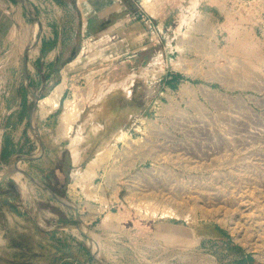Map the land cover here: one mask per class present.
Segmentation results:
<instances>
[{"label":"rangeland","instance_id":"1","mask_svg":"<svg viewBox=\"0 0 264 264\" xmlns=\"http://www.w3.org/2000/svg\"><path fill=\"white\" fill-rule=\"evenodd\" d=\"M246 1L232 0L234 21L169 25L32 117L23 49L34 65L51 21L26 43L0 37V264H264V0ZM167 72L190 89L160 103ZM113 95L128 111H111ZM12 167L71 205L2 179Z\"/></svg>","mask_w":264,"mask_h":264},{"label":"crops","instance_id":"2","mask_svg":"<svg viewBox=\"0 0 264 264\" xmlns=\"http://www.w3.org/2000/svg\"><path fill=\"white\" fill-rule=\"evenodd\" d=\"M50 1L54 9L50 15L42 17L32 1L33 6L21 0H0V37L4 40L11 35H21L26 43L31 34L34 38L37 34L30 23L38 22L40 26L41 21H51L52 32L48 35L45 29L43 40L40 39L35 46L34 65L28 62L26 47L23 49V72L18 85V89L23 90L20 101L23 106L29 102L24 96L27 89L33 91V107L37 98V107L39 101L48 98L56 101L58 106L70 91L86 84L97 65L129 56L135 58L144 47L149 46L147 42L150 39L156 37L158 32L163 34L169 25L178 22L188 24L189 21H205L207 25H213L214 21H234L230 12L235 6L231 4L232 0ZM246 2L251 5L255 0ZM144 18L154 21L153 29L146 25ZM205 35L209 40H214L213 35ZM124 62L120 61L119 64ZM163 76L166 92L162 93L161 101L172 100L175 92L190 89L178 73L167 72ZM44 90L51 92L44 98L37 95ZM55 92L59 94L55 95ZM112 149L115 151L116 148ZM94 170L100 171L102 168L96 167ZM87 173L92 174L93 169Z\"/></svg>","mask_w":264,"mask_h":264},{"label":"trees","instance_id":"3","mask_svg":"<svg viewBox=\"0 0 264 264\" xmlns=\"http://www.w3.org/2000/svg\"><path fill=\"white\" fill-rule=\"evenodd\" d=\"M135 63H138L137 60H132V61H125L124 63H120L117 66V70L115 71L114 74H119V72L122 73V75H125L129 72V68L130 66H134ZM117 99H122L123 104H121L120 102L117 101ZM127 100L126 98H122L119 97L117 95H113L112 97L109 98V106L111 108V111L114 113H121V112H125L128 111L127 110V104H126ZM137 112L141 111V106H138L135 108ZM119 125V124H117Z\"/></svg>","mask_w":264,"mask_h":264},{"label":"water","instance_id":"4","mask_svg":"<svg viewBox=\"0 0 264 264\" xmlns=\"http://www.w3.org/2000/svg\"><path fill=\"white\" fill-rule=\"evenodd\" d=\"M23 1L24 3L27 2V0H21ZM37 103H38V98H37V101L32 109V113H31V117L34 115L35 113V110H36V107H37ZM25 159H34L33 157H25ZM16 172H20L25 178L27 179H30L31 181L35 182L37 185H39L42 189H44L52 198H54L55 200L61 202V203H64L66 205H71L66 199L62 198L61 196H59L58 194H56L54 191H52L50 188H48L46 185H44L43 183H41L40 181H38L36 178H34L32 175L26 173L25 171L21 170L20 168L18 167H12L8 170V173H6L5 175H3L2 179H5L7 178L10 174H14ZM73 207V206H72ZM75 210H77L75 207H73ZM78 217V216H77ZM79 229H81L79 226H78ZM97 259V258H96ZM98 261V260H97ZM99 264H101L99 261H98Z\"/></svg>","mask_w":264,"mask_h":264},{"label":"built area","instance_id":"5","mask_svg":"<svg viewBox=\"0 0 264 264\" xmlns=\"http://www.w3.org/2000/svg\"><path fill=\"white\" fill-rule=\"evenodd\" d=\"M34 3L35 8L37 9L38 13L40 16L42 17H47L48 15L51 14L52 9H54V4L52 3V1L50 0H30ZM146 19V18H144ZM146 25L150 26L153 28V21L150 19H146L145 20ZM42 31L40 34V38H42ZM162 101L160 100V103ZM159 102H156V104H158Z\"/></svg>","mask_w":264,"mask_h":264},{"label":"bare ground","instance_id":"6","mask_svg":"<svg viewBox=\"0 0 264 264\" xmlns=\"http://www.w3.org/2000/svg\"><path fill=\"white\" fill-rule=\"evenodd\" d=\"M56 94H59V93H57V92H55V95ZM208 94V93H207ZM53 95H51V97H52ZM53 98H55V97H53ZM52 99V98H51ZM51 99H45L43 102L44 103H46V104H49V103H51L52 104V102H51ZM56 100V99H55ZM56 103V102H55ZM43 104V103H42ZM50 104V105H51ZM49 105V106H50ZM69 108V107H68ZM73 112V110L70 108V109H67V111L64 113V116H63V122H64V124H67L68 123V121L69 120H71V117H72V113ZM18 173H20V172H18ZM21 174V173H20ZM22 175V174H21ZM13 176H15V175H13ZM18 176H20V175H18ZM93 237V236H92Z\"/></svg>","mask_w":264,"mask_h":264}]
</instances>
